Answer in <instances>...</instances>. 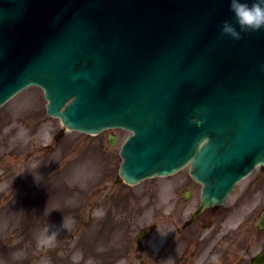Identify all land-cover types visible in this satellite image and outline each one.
Listing matches in <instances>:
<instances>
[{
    "label": "water",
    "instance_id": "1",
    "mask_svg": "<svg viewBox=\"0 0 264 264\" xmlns=\"http://www.w3.org/2000/svg\"><path fill=\"white\" fill-rule=\"evenodd\" d=\"M231 16L228 0H0V106L40 85L67 127L132 131L127 181L191 162L201 208L221 203L264 164V30L233 40Z\"/></svg>",
    "mask_w": 264,
    "mask_h": 264
},
{
    "label": "flooded vegetation",
    "instance_id": "2",
    "mask_svg": "<svg viewBox=\"0 0 264 264\" xmlns=\"http://www.w3.org/2000/svg\"><path fill=\"white\" fill-rule=\"evenodd\" d=\"M75 132L88 139L85 156L101 160L97 165L91 164L94 168L89 167L82 181L85 185L73 190L67 187L73 182L79 160L67 151L57 167L47 166L49 155L44 156L38 176L40 170L48 171L28 188L29 199L37 189L39 214L54 219L53 228L43 237L45 241L52 239L51 249L61 248L58 240L64 226L57 235H50L58 219L78 221L75 225H81L84 216V227L91 228V234L80 241L75 237L73 245L62 239L70 264H257L255 259L264 250V227L258 225L264 209V200H260L264 196L261 180L248 184L236 197L229 195L224 203L207 206L195 215L202 185L192 178L188 168L174 174L165 184L136 192L131 188L135 185L126 183L119 175V163L115 161L119 147L114 151L120 141L117 132L71 133ZM60 135L52 136V143ZM52 143H47L46 148H52ZM66 174L68 178L63 179ZM51 175L59 178V185L66 182L60 187L61 194H47ZM12 187L10 184L0 190V196L9 195ZM73 199L81 200L78 207ZM257 200L259 208L254 203ZM252 202L254 207L245 209ZM102 221L106 227L101 225ZM48 224L49 220H42L39 232ZM52 257L57 259V255Z\"/></svg>",
    "mask_w": 264,
    "mask_h": 264
},
{
    "label": "rangeland",
    "instance_id": "3",
    "mask_svg": "<svg viewBox=\"0 0 264 264\" xmlns=\"http://www.w3.org/2000/svg\"><path fill=\"white\" fill-rule=\"evenodd\" d=\"M61 128V121L56 117L48 115L46 112V99L43 90L36 85H31L22 90L0 108V168L3 170L5 176L11 175L12 177L11 181H3L0 184V190L4 189L6 184L8 186L9 183L13 184L12 192L20 189L19 185L15 187V182L16 184H20V180L28 170H30L28 175V178L30 177L29 181L31 183L36 181L44 172L48 171L40 170V176H38L39 178L37 177L38 167H41L44 156L49 155L47 157L49 161L47 166L53 167L55 165L57 167L64 160L65 152L67 151L79 159L75 168L73 182L71 185L68 183L67 187H72L71 190H73L75 187L85 185L82 181L85 180L89 167L94 168V166H91V164H94L91 155L85 156L86 153L84 152L88 139H85L79 133H71L67 130L60 135L61 138L59 140L52 143V136L58 133ZM109 131L117 132L120 135L119 144L114 148V151H116L127 135V132L122 131V129H112ZM45 139L47 140L45 141ZM49 142L52 143V148L43 146L44 143L47 144ZM59 148L60 150H58ZM29 156L31 161H27V158L29 160ZM96 161V165L101 162L97 159ZM115 161L117 163L120 161V157L116 152ZM21 166L27 169H23ZM33 171L36 172V175L32 174ZM66 177L67 174L63 176V179ZM56 178L57 180L59 179L51 175V178L48 180V182H51L50 185L52 187L56 182ZM259 179L264 181L263 166H258L248 177L238 183L231 195L236 197L242 193L244 187L250 183L257 184ZM168 180L167 178L154 177L152 179H146L139 185L131 188H134L136 192H142L143 190L154 187L156 184H165ZM65 183L63 181L59 185L57 181V184L61 188L64 187ZM12 192L9 195L3 193V196H0V264H70V260L66 259L69 251L65 248L62 239L66 238L69 244L73 245L72 242L75 237L80 241V238L91 234V228L84 227L83 225L84 216L82 217L81 225H75L78 221L60 219L50 235L52 236V233H54L53 236L57 235V231L64 226L61 237L58 240L61 248L56 246L51 249L52 239L45 241L43 237L53 228L54 219L51 216L36 214L31 220L26 222L27 217L23 216L24 219L17 217L16 213L19 210L14 206L16 212L13 213L14 208L12 205H19L20 201L17 200L19 198L13 197ZM35 192L38 195L37 189ZM21 196L22 193H20ZM260 200H264V196ZM80 203V199H73V204L76 207ZM254 203L259 208V200ZM253 207L252 202L250 205H246L245 209L250 210ZM42 220H49V224L40 233L39 228ZM62 220H65V222L63 223ZM101 225L107 226L104 221L101 222ZM44 252L45 255L42 254ZM52 254L57 255V259H54L51 256Z\"/></svg>",
    "mask_w": 264,
    "mask_h": 264
},
{
    "label": "clouds",
    "instance_id": "4",
    "mask_svg": "<svg viewBox=\"0 0 264 264\" xmlns=\"http://www.w3.org/2000/svg\"><path fill=\"white\" fill-rule=\"evenodd\" d=\"M228 4L232 16L221 22L223 34L240 40L246 32L264 30V0H228ZM260 68L264 70V64Z\"/></svg>",
    "mask_w": 264,
    "mask_h": 264
}]
</instances>
